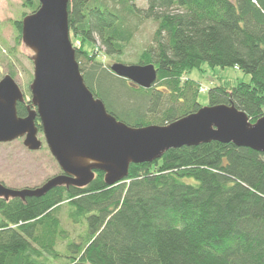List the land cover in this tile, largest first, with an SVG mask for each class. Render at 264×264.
<instances>
[{
  "label": "trees",
  "instance_id": "obj_1",
  "mask_svg": "<svg viewBox=\"0 0 264 264\" xmlns=\"http://www.w3.org/2000/svg\"><path fill=\"white\" fill-rule=\"evenodd\" d=\"M133 1L118 0L117 10L105 0H69L79 71L109 115L142 128L196 113L204 90L189 74L206 64L249 76L211 87L207 106L233 105L251 123L264 117V0H147L141 17L156 27L133 64L154 66L149 89L114 75L94 50L97 40L104 56L124 53L137 29L128 23ZM22 2L37 10V0ZM12 24L21 40L20 22ZM72 222H85L82 241L66 229ZM0 264H264V155L210 142L130 165L110 187L96 172L84 188L0 198Z\"/></svg>",
  "mask_w": 264,
  "mask_h": 264
},
{
  "label": "water",
  "instance_id": "obj_2",
  "mask_svg": "<svg viewBox=\"0 0 264 264\" xmlns=\"http://www.w3.org/2000/svg\"><path fill=\"white\" fill-rule=\"evenodd\" d=\"M37 10L21 22V43L33 66L29 109L17 115L24 96L14 80H0V144L23 139L30 152L44 143L61 174L34 189L14 190L0 183L5 201L43 197L57 187L84 188L96 172L107 187L122 182L130 165L152 163L165 152L210 142L233 144L264 155V117L251 123L233 105L201 107L165 126L131 128L108 114L104 104L86 87L69 38V0H37ZM110 71L143 89L153 86V65L112 64Z\"/></svg>",
  "mask_w": 264,
  "mask_h": 264
},
{
  "label": "rangeland",
  "instance_id": "obj_3",
  "mask_svg": "<svg viewBox=\"0 0 264 264\" xmlns=\"http://www.w3.org/2000/svg\"><path fill=\"white\" fill-rule=\"evenodd\" d=\"M233 2L234 0H229ZM108 6L117 10H122L118 0H105ZM133 4L136 12L128 15V23L137 24L132 41L127 45L124 53L120 56H104V48L96 40L94 50L98 51L101 61L107 64L135 65L136 58L142 48H145L155 30L156 24L143 17V12L147 8V0H134ZM24 14V16H22ZM32 14L31 10L23 7L22 0H0V78L2 79L8 72L13 74V80L26 97L30 99L28 87L32 80L33 66L30 60L32 53L26 49L21 40H17V32L12 22L19 21ZM71 45L74 49L79 48V41L69 35ZM87 49L91 50V47ZM135 61V62H134ZM189 78L200 84L204 90L199 94L198 102L202 107H207V91L214 86L225 85L233 87L238 82H248L249 76L244 75L237 69L219 67L210 68L203 64L200 70H194L189 74ZM38 139L42 142V148L37 152H29L23 146V139H18L8 144H0V183L6 188L21 190L34 189L43 185L47 180L60 175V169L55 160L51 157L43 139L42 133L38 134ZM65 207V206H64ZM65 208L60 213L64 218ZM65 225V224H64ZM63 225V228L65 227ZM72 227L66 226L68 231L84 238L87 228L85 222L82 224L73 223ZM73 228V229H72ZM73 230V231H72ZM67 240L71 243L72 238ZM67 242V243H69ZM64 251L61 247L59 252ZM69 251L64 252V256L71 257Z\"/></svg>",
  "mask_w": 264,
  "mask_h": 264
},
{
  "label": "flooded vegetation",
  "instance_id": "obj_4",
  "mask_svg": "<svg viewBox=\"0 0 264 264\" xmlns=\"http://www.w3.org/2000/svg\"><path fill=\"white\" fill-rule=\"evenodd\" d=\"M5 76H9V77H11L12 79H13V74L12 73H10V72H8L7 74H5L4 75V77ZM3 77V78H4ZM0 80H1V78H0ZM23 94V96H24V101L22 102V103H18L17 104V115H18V110H19V107H23L24 108V115H22V116H18V117H20V118H25L26 116H27V113H28V110L30 109H33L32 107H31V104H30V99L28 98V97H26L25 96V94L24 93H22Z\"/></svg>",
  "mask_w": 264,
  "mask_h": 264
},
{
  "label": "bare ground",
  "instance_id": "obj_5",
  "mask_svg": "<svg viewBox=\"0 0 264 264\" xmlns=\"http://www.w3.org/2000/svg\"><path fill=\"white\" fill-rule=\"evenodd\" d=\"M38 121H39V120H38ZM39 126H40V124H39ZM38 131H39V130H38ZM39 133H40V132H39ZM41 143H42V142H41ZM22 144H23V142H22ZM41 148H42V147H41ZM41 148H40V149H41ZM26 150H27V149H26ZM29 152H30V151H29ZM36 152H37V151H36Z\"/></svg>",
  "mask_w": 264,
  "mask_h": 264
}]
</instances>
